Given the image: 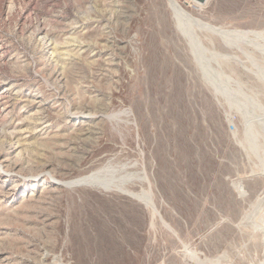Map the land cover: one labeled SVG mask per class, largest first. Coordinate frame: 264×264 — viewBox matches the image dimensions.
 <instances>
[{
    "label": "rangeland",
    "instance_id": "rangeland-1",
    "mask_svg": "<svg viewBox=\"0 0 264 264\" xmlns=\"http://www.w3.org/2000/svg\"><path fill=\"white\" fill-rule=\"evenodd\" d=\"M177 1L0 0V264H264V0Z\"/></svg>",
    "mask_w": 264,
    "mask_h": 264
},
{
    "label": "bare ground",
    "instance_id": "bare-ground-1",
    "mask_svg": "<svg viewBox=\"0 0 264 264\" xmlns=\"http://www.w3.org/2000/svg\"><path fill=\"white\" fill-rule=\"evenodd\" d=\"M171 3L175 8L176 15L179 16L180 19H181V16L187 17L189 19L191 18L190 14L183 9L181 4L177 0H171ZM210 28H211V26H210Z\"/></svg>",
    "mask_w": 264,
    "mask_h": 264
},
{
    "label": "water",
    "instance_id": "water-1",
    "mask_svg": "<svg viewBox=\"0 0 264 264\" xmlns=\"http://www.w3.org/2000/svg\"><path fill=\"white\" fill-rule=\"evenodd\" d=\"M195 1H198L200 3H205L207 0H195Z\"/></svg>",
    "mask_w": 264,
    "mask_h": 264
}]
</instances>
